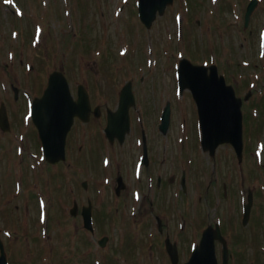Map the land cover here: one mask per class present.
Wrapping results in <instances>:
<instances>
[{
    "label": "flooded vegetation",
    "instance_id": "1",
    "mask_svg": "<svg viewBox=\"0 0 264 264\" xmlns=\"http://www.w3.org/2000/svg\"><path fill=\"white\" fill-rule=\"evenodd\" d=\"M68 44L71 45L69 48L76 51L72 50V56L65 61L60 57L61 47L58 46L55 56L56 67L53 70H60L66 75L70 83L74 110L77 113L66 137L65 159L56 164L45 161L39 168V173L44 174L45 185L42 188L44 193L50 203L55 204L52 209L65 210V223L70 231L67 252L72 257L71 264H116L114 257L119 259L122 253L118 252L117 245L114 251H106L111 236V233L108 234V226L118 224L119 227L127 221L147 225L149 230L147 236L151 237V250L153 251L154 247L158 251V248L161 249L162 254L157 251L159 258L154 259L153 254L150 256L147 254L144 255V261L140 260L142 263L147 260L146 264H174L165 245L166 238L170 237L179 255L176 264H183L186 261L184 254L189 240L195 239L199 242L207 226H218L220 234L215 235L218 264L225 262V246L228 249L226 264H264V185L253 186L249 183L253 189L247 185L245 187V176L248 173L243 172L240 182L244 189L238 191L236 186H232L229 178L233 175L224 174L219 177L212 173L211 177L214 179L209 181V187L214 184L221 189L219 181L221 178L224 193L220 196L215 191L216 199L211 202L210 190H207L206 194L202 192L200 199L189 204L190 193L197 189L187 192L190 181L192 183L195 181L191 179L188 171L184 170L186 168L177 176L176 174L168 176L165 173L167 172L165 161H168L166 158L168 146L165 142L169 139V130L166 133L161 132L160 123L157 125L156 121V111L161 112L168 103L166 96L170 82L165 77L166 71L161 74V68H157L154 63L148 65L144 57L128 56L119 61L120 58L114 56L113 51L96 46L103 44L99 40H75ZM75 45L82 47L78 51ZM92 50L96 56L89 57ZM75 55L79 57L75 59ZM138 58L141 61H137ZM6 67H10L9 64H6ZM4 69L7 71V68L0 67V72ZM131 69L138 72L132 75L124 73ZM18 73L22 74L23 78H29L28 99L43 93L41 84L44 86V80L49 75L47 66L39 65L35 68L32 65L29 73H25V70H19ZM32 80L37 82L34 83V87L41 89L40 91L34 92L30 88ZM235 81L234 85H239L240 80ZM4 82L10 130L4 131L0 128L1 145L7 143L14 147V144L21 142L22 147L27 150L30 145L43 149L39 130L31 117L26 116L28 110L20 84L17 86V79L12 77L4 78ZM80 85L84 89H79ZM125 86L131 87L127 91L133 94L135 100L129 109V131L125 132L124 137L119 136L110 140L108 110L117 109ZM82 94H86L88 98L82 97ZM157 94L163 97L159 101ZM190 96L192 98L191 92ZM30 124L32 126H29ZM118 132L121 135L124 129ZM220 149L221 147H218L214 154L203 149L204 152L201 150L200 153L215 159ZM19 150L22 148L19 147ZM157 151L160 155L164 152L165 156L159 163L158 172ZM192 155L189 153L190 157ZM104 159L108 160L107 163H104ZM233 159L237 161L235 151ZM246 160L247 151L244 152L242 160L237 161L241 170ZM186 164L191 165L189 161ZM203 173L208 174L206 167L201 168L202 177ZM259 176L263 177L264 173H260ZM200 179L202 181L205 178ZM171 186L175 188L177 196L182 198L172 195ZM197 188H200L198 184ZM231 193H235L237 202L229 200ZM205 196L208 197L207 203H211L215 213L202 214V198ZM249 197L252 198V202L247 215ZM172 198L171 209L174 211L172 217L181 218L179 219L181 223L173 226L167 223L169 217H164L158 212L167 211ZM87 209L92 211L91 227L85 223ZM126 209L136 210L135 215L129 219L124 215ZM197 210L200 213L192 217L191 213ZM194 222L196 225H193ZM97 233L102 234L92 240L91 237ZM112 234L117 235L119 232ZM105 236L108 237V241L101 247L100 240ZM125 242L127 249H131L132 241ZM53 249L57 248L53 245L49 252L54 253ZM43 251L45 250H35L42 257ZM43 260L49 264L54 262L50 259Z\"/></svg>",
    "mask_w": 264,
    "mask_h": 264
},
{
    "label": "rangeland",
    "instance_id": "2",
    "mask_svg": "<svg viewBox=\"0 0 264 264\" xmlns=\"http://www.w3.org/2000/svg\"><path fill=\"white\" fill-rule=\"evenodd\" d=\"M79 1L85 3L86 9H79L76 5ZM249 2L250 0H174V3L166 10L164 16L157 18L155 26L151 30V38L147 39L146 37L143 39L141 36L146 31H142L138 26V22L135 21V17L131 14L132 7H136V0H0V63L3 64L6 61L18 64L21 57L26 58L24 56L25 53L29 54L31 58V50L37 51V48L31 46V50L24 49L22 54L20 53L21 42H24L27 47V40L34 36V39L37 41L40 34H42V45L40 47L51 50L55 58V44L57 40L68 43L82 33L87 35L89 40H104V44L98 45V47H101L103 50H112L116 56H119V61H123V58L126 56H139L140 58L144 57L146 62L153 61L155 66H162L161 74L166 71L165 77L170 82L167 96L173 104L171 127L168 132L169 139L165 142L168 146L166 152L168 161H165L167 172L165 173L168 176L172 174H176L177 176L180 175V172L182 173L183 168H186L184 170H187L191 179L195 181L194 183L190 181L187 192L197 189V191L190 193L189 204L200 199L202 192L206 194L207 190H210L209 199L212 202V200L215 201L216 199L214 195L215 191L220 196L224 193V185L221 178H219L221 189L217 186L215 187L214 184H211L209 187V181L214 179L211 177L212 173L219 177L224 174H228V176L233 175V177L229 178L232 181V186H236L238 191L244 189V186L240 182L243 172L248 173L245 176V187L247 185V187L253 189L249 183H252L253 186L264 184V176H259L260 173H264V89L262 87L264 84V0H259L250 23L246 27L244 26V16ZM19 7L22 9V14L18 15ZM122 9L123 11H121ZM189 12H192V15H188ZM102 13L106 16L105 20L100 17ZM180 20H182L181 26L179 24ZM199 20L200 24L198 23ZM24 32L27 33V36H24ZM126 44L127 46H125ZM9 53L11 57L14 54V57L11 58ZM89 54V57L96 56L94 50ZM43 56H46V54L44 53ZM78 57V55L74 56L75 59ZM140 58L137 61H141ZM183 58H189L196 64L216 63L220 70L224 69V72H220L224 73L225 77L227 76L226 80L228 83H236L235 79L243 80V82H239V86H236L239 95L243 97L248 92H252L253 94L244 103L243 116L245 120L249 121L254 118V108L259 107L262 111L258 115L261 119L255 122L257 131L251 140H255L254 143L256 144L257 142L258 146L260 143L263 148L260 154L261 161H257L255 158L257 145L254 147L250 146L246 135L247 132H245L244 136L247 142L245 144L247 160L242 164V170L237 161L233 159L234 151L231 146H223L218 151L215 159H211L200 153L201 148L198 145L200 143V131L197 110L194 108L195 105L190 92L186 90L181 94L178 88L176 68ZM36 61L38 60H33V62ZM42 61L51 64V54H48ZM30 62L28 61L27 64ZM228 63L230 64L229 67L227 66ZM233 65H235V68H231ZM19 66H23V64L21 65L19 62ZM14 69L12 67L7 69V78H11L9 74L13 75ZM25 71L29 73L26 69ZM137 72L136 69L124 71V73H129L130 75ZM229 78H231V81ZM257 78H261V82L257 86H252ZM1 87L4 88L2 77H0V89ZM162 98L161 95L157 94V101ZM26 116L30 118L28 112ZM160 116L161 113L156 111L157 125L160 123ZM29 126L32 125L30 124ZM248 135V137H251V134ZM18 144L21 146H18ZM19 147L22 150H19ZM10 152L13 154V157L9 162V166L20 167L19 170L26 168V172L30 171L32 175H37L38 172L32 169L39 168L40 166L37 163L39 156L42 155L40 147L30 145V148L27 150L22 147V143L20 142L14 144ZM189 153L193 154L192 157L189 156ZM163 154L164 152L160 155V152L157 151V172L159 163L165 157ZM107 161V159H104V163H107ZM188 161L191 165L186 164ZM204 167L208 169V174L205 175L203 173L202 177L201 168ZM31 178L35 180V177ZM200 178L205 179L200 181ZM11 184L12 179L10 176L0 177V198H2L0 199V215L4 213L2 216L5 217V213H8L10 210L0 224L4 228H0V236L6 237L5 247L8 254V262L9 264H35L36 259H38L39 264H46L47 261H44L38 252L28 251L39 250L42 246L33 239L26 242V228L28 226L21 219V210L17 207L14 210V203L7 201L6 194L2 192L4 187L10 189ZM65 184H67V178L65 179ZM197 184L200 188H197ZM28 189L33 190L32 187ZM170 191L173 196L182 198L181 196H177L173 186L170 187ZM229 200L237 202L235 193L230 194ZM207 201V196L202 198V214L215 213L213 206L211 203L208 204ZM172 204L173 198L167 207V211L158 212L164 217H169L167 223H171L172 226L179 225L181 223L179 219L181 218L180 216L172 217V213L174 212L171 209ZM17 210L18 213H16ZM135 212L136 210L134 209H126L124 210V215L130 219L135 215ZM199 213V210H197L196 212H192L191 216L196 217ZM15 216L19 217L20 220L16 222ZM40 220L44 222L42 219ZM127 222L125 223L126 225H120L119 227L118 224L108 226V234L111 233V236H109L110 240L105 248L106 251H114L116 249L114 247L119 243L120 238L118 234L112 233L118 231L120 235L130 237L133 243L132 252L135 251L134 245L140 246L137 264L142 259L144 261V255L147 254L149 256L153 254L154 259L156 257L159 258L158 253L161 252V249L158 248V251L154 247L153 251L151 250V237H141L143 228L148 234V226L138 224H131L130 226L129 223L131 222ZM193 225H196L195 222ZM39 228L41 230L47 229L48 232L46 234L51 233L50 223H47V226L40 223ZM68 228L67 224L60 225L58 240H54V246L69 248L67 239L70 231H68ZM9 232L12 234L13 243L11 242L8 245L7 238L8 240L11 239ZM101 234L97 233L91 239L94 240ZM192 242H196V240H189L186 254H184L186 260L192 252ZM196 243L198 244V240ZM44 244L47 245L46 243ZM118 252L130 254L126 250V245L119 247ZM104 257L107 259L106 256ZM32 260L34 262H31ZM114 260L116 264H128L120 258H114ZM146 262L148 261L146 260Z\"/></svg>",
    "mask_w": 264,
    "mask_h": 264
},
{
    "label": "water",
    "instance_id": "3",
    "mask_svg": "<svg viewBox=\"0 0 264 264\" xmlns=\"http://www.w3.org/2000/svg\"><path fill=\"white\" fill-rule=\"evenodd\" d=\"M173 1L139 0V15L142 21L147 27H151L157 13L163 15L167 6ZM257 5L258 0L249 2L245 13L246 26ZM177 74L181 90L190 89L195 100L203 150L214 154L219 145L229 143L234 146L240 158L243 151L242 105L243 100L250 97V93L244 99L237 96L233 85H228L225 77L219 75L216 65H194L189 59L183 58L180 60ZM130 89L125 87L122 90L118 109L109 113V120L114 121V124L110 125V140L116 136L124 137L125 131H129V107L135 102L133 94L127 91ZM82 97L88 98L86 94H82ZM74 113L69 83L62 72L56 71L50 75L43 95L33 100L31 112L33 123L39 130L46 157L50 162L57 163L65 159L66 137L73 123ZM118 122L120 129H124L121 135L118 132ZM170 122L171 108L168 104L163 111L160 125L164 133L168 131ZM0 126L4 131L9 130V119L4 104L0 109ZM251 202L252 198L249 197L247 215ZM217 233L218 229L212 227L205 229L199 245L186 264H218L214 247ZM107 241V237L101 240V246L104 247ZM166 247L170 257L176 261L178 257L176 245L172 244L169 238L166 239ZM0 264H8L1 241Z\"/></svg>",
    "mask_w": 264,
    "mask_h": 264
},
{
    "label": "trees",
    "instance_id": "4",
    "mask_svg": "<svg viewBox=\"0 0 264 264\" xmlns=\"http://www.w3.org/2000/svg\"><path fill=\"white\" fill-rule=\"evenodd\" d=\"M81 6H84L85 3L83 1H79L78 2ZM188 15H192V12H189ZM190 17V16H189ZM190 21H191V18H190ZM200 21V20H199ZM229 60V59H228ZM54 63V62H53ZM51 63V65L53 64ZM234 63V62H233ZM221 65V64H220ZM222 66V65H221ZM228 67L230 66V64L228 63L227 65ZM231 68H235V65H233ZM224 69H221V72H224L223 71ZM229 77H231L229 74H228ZM227 77V76H226ZM229 80L231 81V78H229ZM239 82H243V80H240ZM261 82V78H257L252 86H257V84H259ZM237 86H239L237 84ZM263 89H264V84L262 85ZM255 109H258L259 110V113L257 115L254 114V118L250 119L249 121L245 120V132H247V138H248V143L250 144L251 142H254V141H251L253 139V137L255 136V133H256V127H255V122L260 120L261 117H259L258 115L262 113V111L259 109V107L255 108ZM246 114V113H245ZM263 120H264V116H263ZM249 126V128H247ZM248 134H251V137H248L249 135ZM246 141V140H245ZM247 143V142H246ZM5 164L3 161L0 162V169H3L5 168ZM28 179H29V175L27 173H23L22 176L19 178H15V182L14 184L11 186V188H14V186L18 183V181H21L23 184H27L28 183ZM16 183V184H15Z\"/></svg>",
    "mask_w": 264,
    "mask_h": 264
}]
</instances>
